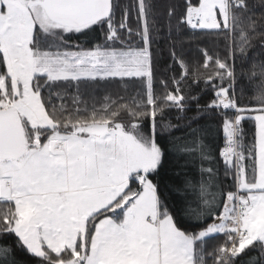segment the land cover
I'll use <instances>...</instances> for the list:
<instances>
[{
	"label": "snow or ice",
	"instance_id": "6c2138e0",
	"mask_svg": "<svg viewBox=\"0 0 264 264\" xmlns=\"http://www.w3.org/2000/svg\"><path fill=\"white\" fill-rule=\"evenodd\" d=\"M166 16L160 75L152 0H0V264H264V0Z\"/></svg>",
	"mask_w": 264,
	"mask_h": 264
},
{
	"label": "trees",
	"instance_id": "16d2710c",
	"mask_svg": "<svg viewBox=\"0 0 264 264\" xmlns=\"http://www.w3.org/2000/svg\"><path fill=\"white\" fill-rule=\"evenodd\" d=\"M152 2L155 4V13L158 19V22L160 24L161 28V37H157L156 42L153 44V51L158 53L159 62L157 66L158 74L163 75L165 74V70L168 67V64L170 63L169 60V46L166 39L163 37L167 36V16H166V9L169 3L172 2V0H152ZM122 3L128 5L134 3V0H122ZM183 47L186 52H189L192 54V56L195 58L199 55L197 45L200 46H207L210 50H215L219 48V51L223 53V46L217 45L215 43L209 42L204 39H196L191 34L186 35L183 38ZM248 56L253 61H260L264 60V53H262L259 49V46H256L249 50ZM241 67V61L237 60V68L238 70ZM243 90V100L244 102H247L248 100V92L249 89L247 87V83H242L237 85V91L238 93ZM192 91L194 93L199 92L198 88H193ZM208 100V94L201 93V104L206 103ZM196 114V106L195 103L191 105L190 110L187 112L188 117H193ZM170 119L174 124H178L180 127L177 129V134H180L183 131V126L187 123L186 120H178L176 117V113L173 112ZM199 123L206 125L211 135L208 137L209 141L211 142L213 151L219 146V136L217 134V121L212 119V117L205 116L202 118ZM251 128V125H246V131ZM180 164H183V161H180ZM180 165H176L177 170H179ZM170 175L174 176V173H170ZM12 238L11 237H0V244L4 243H11ZM257 251L253 248L247 249L245 253H242L237 258V264H247L250 257L256 256ZM16 260L18 264H36V258L31 257L29 254H27L23 250H16L15 252Z\"/></svg>",
	"mask_w": 264,
	"mask_h": 264
}]
</instances>
